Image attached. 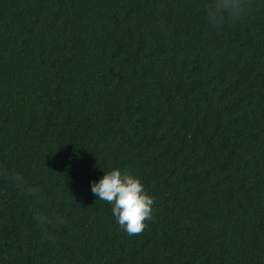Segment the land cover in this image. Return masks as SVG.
<instances>
[{
    "label": "trees",
    "instance_id": "1",
    "mask_svg": "<svg viewBox=\"0 0 264 264\" xmlns=\"http://www.w3.org/2000/svg\"><path fill=\"white\" fill-rule=\"evenodd\" d=\"M211 3L0 0V169L44 198L0 175V264H264V0ZM112 169L142 234L91 191Z\"/></svg>",
    "mask_w": 264,
    "mask_h": 264
},
{
    "label": "clouds",
    "instance_id": "2",
    "mask_svg": "<svg viewBox=\"0 0 264 264\" xmlns=\"http://www.w3.org/2000/svg\"><path fill=\"white\" fill-rule=\"evenodd\" d=\"M248 8V0H212L211 4L206 5L205 12L209 23L216 27L228 21L241 20ZM0 175L29 197H34L37 202L43 201L40 188L29 186L20 174L0 169ZM91 191L99 200L112 206L116 223L129 236L142 234L147 227L146 221L153 219L155 198L148 195L141 181L126 170L122 172L120 169H112L105 172L98 182L91 183ZM34 220L40 226L50 223L48 216L39 211Z\"/></svg>",
    "mask_w": 264,
    "mask_h": 264
}]
</instances>
